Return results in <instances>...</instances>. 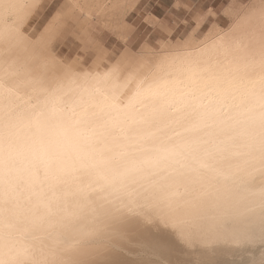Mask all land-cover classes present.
Returning <instances> with one entry per match:
<instances>
[{"label": "clouds", "instance_id": "1", "mask_svg": "<svg viewBox=\"0 0 264 264\" xmlns=\"http://www.w3.org/2000/svg\"><path fill=\"white\" fill-rule=\"evenodd\" d=\"M42 2L0 0V264H143L136 229L177 221L264 264V0L172 3L146 36L96 15L129 0H72L75 51Z\"/></svg>", "mask_w": 264, "mask_h": 264}, {"label": "bare ground", "instance_id": "2", "mask_svg": "<svg viewBox=\"0 0 264 264\" xmlns=\"http://www.w3.org/2000/svg\"><path fill=\"white\" fill-rule=\"evenodd\" d=\"M63 9L67 13L65 26L70 24L68 20L73 23L76 21L73 20L78 18L77 14H83L79 9L73 12L72 0H65ZM131 12L132 10L129 11ZM120 13L119 7L114 8L110 4L103 10H97L96 15L102 20L114 22ZM34 17L35 14L32 21ZM104 27L112 32L108 23ZM136 232L133 238L136 245L134 251L140 254L143 264H234L247 252L246 249L208 244L191 238L186 233H182L179 221L167 226L137 228Z\"/></svg>", "mask_w": 264, "mask_h": 264}, {"label": "snow or ice", "instance_id": "3", "mask_svg": "<svg viewBox=\"0 0 264 264\" xmlns=\"http://www.w3.org/2000/svg\"><path fill=\"white\" fill-rule=\"evenodd\" d=\"M177 8L183 6L186 0H172ZM121 13L113 22L122 31L123 30H134L140 24L146 27H156L160 29H166L168 27L167 22L159 16H155L150 12L142 11L141 0H129L128 3L121 6ZM41 10L48 12L46 22L41 26V31L44 34V38L47 44L55 48L56 42L64 35L65 20L67 13L64 11L63 7L60 5L59 0H43L36 7V13L38 14ZM132 11V16H129V11ZM136 13H142L140 16L139 23L136 22L132 17ZM32 23H35L33 20ZM45 33H47L45 35ZM74 39H79L83 43H89L90 39L86 38L83 33L77 32L73 36Z\"/></svg>", "mask_w": 264, "mask_h": 264}, {"label": "rangeland", "instance_id": "4", "mask_svg": "<svg viewBox=\"0 0 264 264\" xmlns=\"http://www.w3.org/2000/svg\"><path fill=\"white\" fill-rule=\"evenodd\" d=\"M141 2H142L143 12H150L151 14L155 16L162 17L167 22V24H169L170 20L172 19L174 15H185L183 11L180 13H176L175 9L172 8V3H173L172 0H141ZM59 3L63 7L65 4V0H59ZM47 15H48V12L45 10H41V12H39L38 14L35 13V17H34L35 23L33 24L38 30H40L41 26L45 24ZM141 15L142 13H136V15L132 18L136 20L137 23H139ZM129 16H132V12L129 13ZM69 21L70 20H68L67 22ZM73 21H75L76 23L73 22L74 23L73 24L71 21L70 24L68 25L66 24L65 29H64L66 30V32L63 35L64 37L62 36L56 42V45H55L56 48H62L65 51H70V50L75 51L77 47L82 46L83 42L81 40L73 38L74 34L78 32V28H77L78 18L77 19L75 18ZM154 28L156 27H146L140 24V29H141L140 35L146 36L150 34ZM107 29L108 28L105 27V31H104L105 37L109 40L114 39L115 37L112 36L111 34L112 32ZM83 34L88 39L93 38L91 36L88 37L87 33L86 34L83 33Z\"/></svg>", "mask_w": 264, "mask_h": 264}]
</instances>
